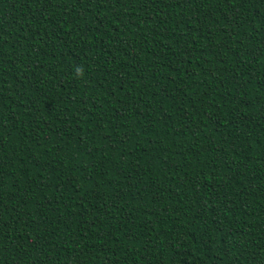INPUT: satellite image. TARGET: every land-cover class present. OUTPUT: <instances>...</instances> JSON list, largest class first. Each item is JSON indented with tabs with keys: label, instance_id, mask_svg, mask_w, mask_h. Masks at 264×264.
I'll use <instances>...</instances> for the list:
<instances>
[{
	"label": "trees",
	"instance_id": "16d2710c",
	"mask_svg": "<svg viewBox=\"0 0 264 264\" xmlns=\"http://www.w3.org/2000/svg\"><path fill=\"white\" fill-rule=\"evenodd\" d=\"M0 264H264V0H0Z\"/></svg>",
	"mask_w": 264,
	"mask_h": 264
},
{
	"label": "clouds",
	"instance_id": "9594fccd",
	"mask_svg": "<svg viewBox=\"0 0 264 264\" xmlns=\"http://www.w3.org/2000/svg\"><path fill=\"white\" fill-rule=\"evenodd\" d=\"M79 71V70H78Z\"/></svg>",
	"mask_w": 264,
	"mask_h": 264
}]
</instances>
